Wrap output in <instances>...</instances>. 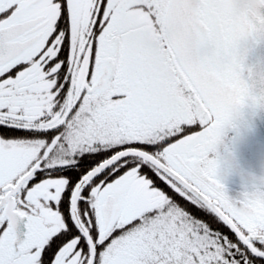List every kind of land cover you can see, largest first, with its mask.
Returning a JSON list of instances; mask_svg holds the SVG:
<instances>
[{
  "label": "snow or ice",
  "instance_id": "6c2138e0",
  "mask_svg": "<svg viewBox=\"0 0 264 264\" xmlns=\"http://www.w3.org/2000/svg\"><path fill=\"white\" fill-rule=\"evenodd\" d=\"M250 43L264 0H0V264H264L213 155Z\"/></svg>",
  "mask_w": 264,
  "mask_h": 264
},
{
  "label": "flooded vegetation",
  "instance_id": "af4514ba",
  "mask_svg": "<svg viewBox=\"0 0 264 264\" xmlns=\"http://www.w3.org/2000/svg\"><path fill=\"white\" fill-rule=\"evenodd\" d=\"M256 45H247L246 65L251 70L260 61ZM258 109L252 105L242 108L226 128L217 152L213 154L219 164L218 178L227 195L234 200L264 180V138L256 132L253 123Z\"/></svg>",
  "mask_w": 264,
  "mask_h": 264
},
{
  "label": "water",
  "instance_id": "95a60500",
  "mask_svg": "<svg viewBox=\"0 0 264 264\" xmlns=\"http://www.w3.org/2000/svg\"><path fill=\"white\" fill-rule=\"evenodd\" d=\"M256 53L260 61L252 68V72L254 74L264 73V43H257ZM253 123L256 132L264 138V107H259L258 112L254 116Z\"/></svg>",
  "mask_w": 264,
  "mask_h": 264
},
{
  "label": "rangeland",
  "instance_id": "374dc122",
  "mask_svg": "<svg viewBox=\"0 0 264 264\" xmlns=\"http://www.w3.org/2000/svg\"><path fill=\"white\" fill-rule=\"evenodd\" d=\"M251 46H249V48H250Z\"/></svg>",
  "mask_w": 264,
  "mask_h": 264
}]
</instances>
